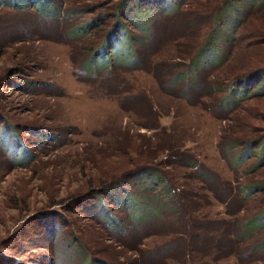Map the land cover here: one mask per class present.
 Masks as SVG:
<instances>
[{
  "label": "rangeland",
  "instance_id": "374dc122",
  "mask_svg": "<svg viewBox=\"0 0 264 264\" xmlns=\"http://www.w3.org/2000/svg\"><path fill=\"white\" fill-rule=\"evenodd\" d=\"M222 2L0 0V264H264V4Z\"/></svg>",
  "mask_w": 264,
  "mask_h": 264
},
{
  "label": "trees",
  "instance_id": "16d2710c",
  "mask_svg": "<svg viewBox=\"0 0 264 264\" xmlns=\"http://www.w3.org/2000/svg\"><path fill=\"white\" fill-rule=\"evenodd\" d=\"M235 1H238V0H223V2L218 6V9H217L218 11L216 13L217 14V16H216L217 23H219L220 25H221V23H223V21H224V18H223L224 15L222 14L223 11H225L226 8H228V9L229 8L230 9L231 8H235V6H236L235 3H234ZM259 1L264 4V0H259ZM230 15H231V13L228 14V18H230ZM209 36H211V38L209 37V39H206L207 41L205 40L204 46L201 47V51L199 52V56L198 57L200 59H201V54H204L205 51H207V53H209V52L212 53L213 52V50H211L212 47H211L210 44L213 43V41L215 40L214 39L215 37H213L212 33H210ZM196 58H197V56H196ZM194 59H193V61H194ZM154 176L157 177L158 176L157 173ZM251 187H252V185H247L246 184L244 187H242V189H244V191H246V193H248V192H250L252 190ZM245 226L248 227V224L246 223ZM240 234H245V231H244V233H240ZM261 244H264V238H263V242Z\"/></svg>",
  "mask_w": 264,
  "mask_h": 264
}]
</instances>
